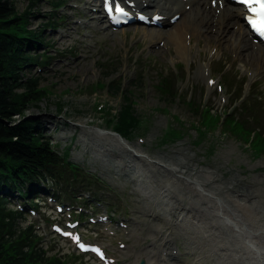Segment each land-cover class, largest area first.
Listing matches in <instances>:
<instances>
[{"label":"rangeland","instance_id":"1","mask_svg":"<svg viewBox=\"0 0 264 264\" xmlns=\"http://www.w3.org/2000/svg\"><path fill=\"white\" fill-rule=\"evenodd\" d=\"M14 1L20 13L31 5V0ZM94 1L96 0H69L66 8L56 12L57 18L61 19L58 20V27L45 28L49 45L40 47L37 52L50 53L51 48L53 52L57 50L51 55L53 65L40 74L43 86H48L53 94L38 106H31L27 114L36 123L37 131L51 139L58 152L69 151L73 162L100 178L102 191L105 192L101 191L99 198L93 200L107 197L115 205L113 210L104 206L96 210V214L103 217L108 214L114 219L107 220L109 223L105 226L89 225L90 221L87 218L85 224L90 227L87 228L90 232L87 234L89 242L103 244L108 252L118 259L119 264L133 263L138 258V253L143 254L145 252L143 249L151 248L155 220L154 215L150 214L161 213L171 222H180L186 217L185 229L187 231L196 229H194L196 233H192L194 241H199L198 245L211 258L212 263L216 264L219 257L212 249L217 241H206L209 233L194 225L199 222L194 214L188 215L185 211H179L172 217L166 211L167 204L177 205L176 200L179 197L200 202L199 196L190 193L186 189V184L179 181L177 176H172L164 168H160L163 164L157 158L166 160L169 153L185 148L186 153L194 156V164L200 169L216 173L217 185L225 186L232 183L233 186H237L235 181L239 179L250 180L252 177L263 179L264 155L256 157L243 141L216 130L209 133L201 145L196 144L199 141V134L194 125L199 123V117L193 116L184 104L183 98L188 94L190 97L193 96L192 99L196 103L205 102L215 114H224L232 104L231 90L226 83L227 77L231 76L235 79L234 85L237 88L240 87L236 80L238 77L241 78V82L246 81L244 96L250 93V100L260 101L264 107V74H256L252 69L244 67L239 59H235L234 54L229 52L219 54L214 47L205 52L194 47L187 55H178L174 46L166 50L165 42L160 40L150 42L144 37L146 28L141 26H129L123 31L111 33V29H106L104 22L84 17L90 12V7L95 8L97 2ZM51 2L52 0H39L37 7L33 9L35 14L30 22L31 29H40L49 21ZM88 2H93V5L88 7ZM235 28L234 31L239 33ZM165 29L169 31L173 27L168 26ZM147 31L154 30L147 28ZM249 41L254 45L251 39ZM200 46L205 48L203 42ZM180 65H184L187 72L186 81L180 84L184 90L183 98L181 100L177 98L174 103L166 106L155 90L156 82L163 73L171 75V71L177 70ZM205 65L208 66L206 70L211 72L212 78L218 80L224 87L223 93L217 91V87L213 90L208 89L201 74ZM225 65L230 68L223 75ZM108 67L112 77L104 79ZM141 70L145 71L142 81L139 78ZM119 79L124 81L125 87H128L132 80L143 85V90L136 93L137 110L145 118L148 130L145 133L139 132L127 143L128 149L134 154L126 150L119 151L123 143L110 134L112 131L108 129L106 116L97 111V107L104 106V109H113L115 113L123 102L120 99H113L107 92L99 91L91 95L87 90V87L97 83L109 85L113 80ZM239 90L237 95L240 94ZM58 103L64 105L62 112L58 111ZM260 115L264 121L263 110ZM173 116L179 117L182 121L184 128L176 125L175 127L176 129L178 127L185 137L176 143L162 144L161 138L174 122ZM160 184L168 185L173 200L164 198L165 190L158 187ZM42 189L44 187L40 186L39 190ZM40 197L41 212L34 216L28 214L27 222L40 225L43 243L49 247L51 255H67L65 260L70 264L82 263L81 260L72 259L74 255L84 258L85 264H96L91 257L77 254L74 247L66 241L53 237L51 228L44 219L45 211L48 210L49 213L58 216L55 212L56 207L48 196L41 194ZM18 198L20 199L17 196L15 201L18 207L21 202L26 203L21 199L19 201ZM230 200L228 198L226 202L229 203ZM199 205L203 204L200 202ZM147 207L156 212L149 211L145 214ZM64 217L67 218L66 214ZM95 219L97 220L96 217ZM166 230L168 233L171 232L169 228ZM175 231L178 234L176 229ZM91 232L94 235H91ZM169 238L173 239L168 246L160 242L163 246L158 250L161 254L159 261L162 259L166 261L167 253H175L179 261L173 264H198V261L189 254L185 236L174 235ZM123 245L127 246L126 249L121 248Z\"/></svg>","mask_w":264,"mask_h":264},{"label":"bare ground","instance_id":"2","mask_svg":"<svg viewBox=\"0 0 264 264\" xmlns=\"http://www.w3.org/2000/svg\"><path fill=\"white\" fill-rule=\"evenodd\" d=\"M122 1L125 2V0ZM129 1L134 2L138 10L142 9L150 15L158 13L165 16L163 26L172 25L171 18L174 15L181 16L173 29L169 31L145 30L144 37H147L150 42L165 40L164 45L168 50L174 46L177 54L183 56L187 55L194 47L202 52L214 47L219 54L232 53L244 67L255 70L256 73H264V47L250 46L249 32L245 24L242 23L245 14L240 7L231 8L224 0H217L223 1V8L219 3L216 8H213L211 0ZM87 4L88 7L91 6V2ZM188 5H191L190 11L187 9ZM218 10H220L219 14H217ZM236 25L239 26V34L234 31ZM201 42L204 43L205 48L204 46L200 47ZM207 67H204L203 71ZM201 74L203 75V73ZM50 123L55 125L53 122ZM125 150L128 151L126 146H120L119 151ZM157 159L163 164L160 168H164L172 176H177L179 181L186 184V189L190 193L199 196L202 206L199 205L200 202L179 197L176 200L177 205L167 204L166 211L172 217L179 211H185L188 215L194 214L195 219L200 223L194 225L209 233L206 241H217L212 249V252L219 257L216 264H264V178L252 177L250 180L243 179L244 181L239 179L235 181L237 186H233L232 183L225 186L217 185L216 173L200 169L194 164V156L186 153L185 148L166 155L168 161L161 157ZM145 164L147 163L145 162ZM158 187L165 190L164 198L173 200V194L167 184H160ZM204 193L208 194L202 196L201 194ZM228 198L231 199L229 203L226 202ZM142 203L144 204L143 201ZM148 206L150 207V205ZM149 207L146 208L145 214L149 211L156 212ZM150 215H154L155 220L151 238L153 246L143 254H139V259L132 264H139L142 259L148 260L145 264H158L160 241L169 244L171 242L169 237L177 234L175 229L179 236L186 237L189 254L198 261V264H213L211 258L198 245L199 241H194L192 233H196L195 228L193 231L185 229L186 217L179 223L171 222L161 213L156 212ZM167 228L171 230L170 234H168ZM156 248L157 251H154ZM153 258H156L157 261L152 262Z\"/></svg>","mask_w":264,"mask_h":264},{"label":"trees","instance_id":"3","mask_svg":"<svg viewBox=\"0 0 264 264\" xmlns=\"http://www.w3.org/2000/svg\"><path fill=\"white\" fill-rule=\"evenodd\" d=\"M60 4L54 2L56 6ZM31 9L32 6L20 13L14 0H0V264H70L65 256L51 255L33 226H22L24 214L12 209L7 196H3L5 188L13 192L19 190L27 196L29 192L24 189L39 180H51L60 192L68 186L76 188L74 180L82 177L90 180L80 167L58 156L48 140L34 133L32 120L27 118L29 108L49 99L51 93L37 74L31 72L25 77L32 64L41 62L28 47L46 40L43 30L29 29L33 17ZM109 71L107 68L104 79L112 77ZM139 78L142 81L143 74ZM173 86L174 81L169 77H160L155 85L165 105L176 99ZM87 90L91 95L107 91L112 98H120L123 104L118 129L130 134L136 128L141 118L136 93L143 90V85L133 80L125 88L124 81L119 79L109 85H92ZM58 107L60 111L64 109L62 104ZM218 121L216 118L210 122L211 126ZM244 132L245 127L238 125L233 135ZM257 140L255 147L262 151L263 142L259 137Z\"/></svg>","mask_w":264,"mask_h":264},{"label":"snow or ice","instance_id":"4","mask_svg":"<svg viewBox=\"0 0 264 264\" xmlns=\"http://www.w3.org/2000/svg\"><path fill=\"white\" fill-rule=\"evenodd\" d=\"M243 5H246L248 11L253 14L254 18H250L249 22L259 32L264 33V0H239ZM112 9L109 8V11ZM116 11L122 12L123 9L116 6Z\"/></svg>","mask_w":264,"mask_h":264}]
</instances>
